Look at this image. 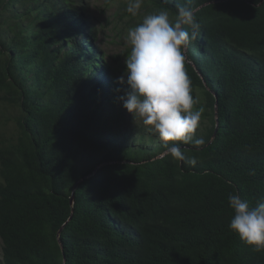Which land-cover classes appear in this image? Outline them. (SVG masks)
Returning <instances> with one entry per match:
<instances>
[{
    "label": "trees",
    "instance_id": "trees-1",
    "mask_svg": "<svg viewBox=\"0 0 264 264\" xmlns=\"http://www.w3.org/2000/svg\"><path fill=\"white\" fill-rule=\"evenodd\" d=\"M89 1L0 0V102L18 111L0 140V264H264L228 202L264 198V0H143L135 16L118 0L128 29L194 10L184 55L205 144L176 146L195 166L156 134L110 130L123 55L117 69L96 47Z\"/></svg>",
    "mask_w": 264,
    "mask_h": 264
},
{
    "label": "clouds",
    "instance_id": "clouds-1",
    "mask_svg": "<svg viewBox=\"0 0 264 264\" xmlns=\"http://www.w3.org/2000/svg\"><path fill=\"white\" fill-rule=\"evenodd\" d=\"M142 2L129 0L127 13L137 15ZM184 25L192 29L191 33ZM199 27L194 10L186 4H177L174 21L168 10L145 15L141 23L128 30L131 51L125 59V71L118 78L119 84L127 85V91L119 97L123 108L158 134L174 160L192 166L197 160L187 157L176 145L191 143L200 148L205 144L202 137L194 138L205 109L195 107L198 101L192 95L184 55V48L196 39ZM228 202L233 211L230 230L254 250H264V198L252 205L232 193Z\"/></svg>",
    "mask_w": 264,
    "mask_h": 264
},
{
    "label": "rangeland",
    "instance_id": "rangeland-1",
    "mask_svg": "<svg viewBox=\"0 0 264 264\" xmlns=\"http://www.w3.org/2000/svg\"><path fill=\"white\" fill-rule=\"evenodd\" d=\"M91 21L89 25L90 30H95L98 33L96 47L106 55L107 62L113 67L121 66L118 71V76L124 73L126 65L125 53L131 51V46L127 42L128 28L126 23L129 19L121 20L120 5L118 0H90ZM120 64H116L114 60L122 56ZM108 87V86H107ZM111 91L112 88L110 87ZM111 111L118 113L117 108H111ZM124 117H118L116 122H113L109 127L113 133L128 132L134 139H139L142 134H158L154 130H150L145 126L139 118L134 120L133 116L125 110ZM18 111L10 106L0 102V140L10 141L16 138V128L14 117L17 116ZM120 124V125H119ZM122 139V137H120ZM148 138V137H147ZM1 182V179H0ZM2 241L0 239V261L2 260Z\"/></svg>",
    "mask_w": 264,
    "mask_h": 264
},
{
    "label": "water",
    "instance_id": "water-1",
    "mask_svg": "<svg viewBox=\"0 0 264 264\" xmlns=\"http://www.w3.org/2000/svg\"><path fill=\"white\" fill-rule=\"evenodd\" d=\"M217 132H218V129L216 130V134H217ZM74 197H75V191L73 192V197L71 199V204L72 205L74 204ZM63 230H64V228L61 229L60 232L58 233V238H59L60 243L62 242L61 241V235H62Z\"/></svg>",
    "mask_w": 264,
    "mask_h": 264
}]
</instances>
